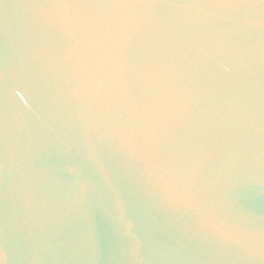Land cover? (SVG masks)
<instances>
[{
  "label": "water",
  "instance_id": "water-1",
  "mask_svg": "<svg viewBox=\"0 0 264 264\" xmlns=\"http://www.w3.org/2000/svg\"><path fill=\"white\" fill-rule=\"evenodd\" d=\"M0 264H264V0H0Z\"/></svg>",
  "mask_w": 264,
  "mask_h": 264
}]
</instances>
